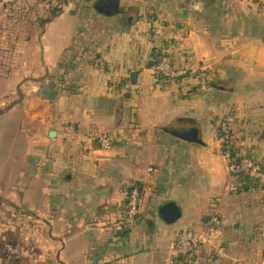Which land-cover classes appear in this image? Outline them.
I'll list each match as a JSON object with an SVG mask.
<instances>
[{
	"label": "crops",
	"instance_id": "0c3cea01",
	"mask_svg": "<svg viewBox=\"0 0 264 264\" xmlns=\"http://www.w3.org/2000/svg\"><path fill=\"white\" fill-rule=\"evenodd\" d=\"M56 2L26 5L24 55L0 84V264L51 254L60 264H264V0H60L41 25ZM156 53L175 68L204 66L207 91L194 78L157 82ZM57 68L60 93L43 101L33 80ZM225 116L256 166L237 195L225 194L216 140ZM105 134L121 143L101 149ZM132 183L139 219L119 229ZM213 199L221 235L181 263L179 232L202 229Z\"/></svg>",
	"mask_w": 264,
	"mask_h": 264
},
{
	"label": "built area",
	"instance_id": "2783aa9c",
	"mask_svg": "<svg viewBox=\"0 0 264 264\" xmlns=\"http://www.w3.org/2000/svg\"><path fill=\"white\" fill-rule=\"evenodd\" d=\"M157 82L174 81L180 82L187 78L197 80V90L205 92L209 88L211 80L207 70L202 65L190 69H179L172 66L165 55L157 64L151 67ZM99 147L104 150L119 145L121 139L117 136L106 134L96 138ZM217 143L220 156L226 161L231 178L225 194L237 195L244 192L254 182L255 163L251 157L240 153L232 138L230 118L225 116L217 127ZM142 187L139 183H132L126 191L123 205L118 210L119 229H131L139 219L141 206ZM218 199H213L210 214L207 216L202 229L184 228L174 244V258L183 260L198 254L206 245H212L215 238L220 237L222 222L218 214Z\"/></svg>",
	"mask_w": 264,
	"mask_h": 264
},
{
	"label": "rangeland",
	"instance_id": "374dc122",
	"mask_svg": "<svg viewBox=\"0 0 264 264\" xmlns=\"http://www.w3.org/2000/svg\"><path fill=\"white\" fill-rule=\"evenodd\" d=\"M32 1L33 3L40 4V0H20L19 3L9 4L16 5L17 10L14 12H6L0 10V84L2 85L4 78L9 74L10 70L17 68L20 64V60L24 55L25 48V39H27L28 31H26V21H32L30 16V10L28 7H33L32 4H28ZM52 1V0H51ZM57 1V4H52L53 7H56L55 10L61 5L60 0ZM42 2V0H41ZM82 2V1H81ZM51 4V3H50ZM84 4V2H82ZM26 5L28 7H26ZM53 10V9H52ZM45 18V17H44ZM41 18L39 20H42ZM60 66V65H59ZM47 77V76H46ZM43 79H34V83L38 85V91L35 93L38 98L43 101H53L60 93V68H57L55 71L51 72L47 78ZM6 79V78H5ZM49 105V103L46 102ZM7 136L9 134V127L6 124H0V135ZM12 135H14V128H12ZM32 222L34 221L31 219ZM6 220H0V225L6 224ZM34 223V222H33ZM23 224V223H21ZM36 258V256L34 255ZM45 257V260L43 259ZM38 262L45 261V264H60L57 255L51 254L50 256H42Z\"/></svg>",
	"mask_w": 264,
	"mask_h": 264
},
{
	"label": "trees",
	"instance_id": "16d2710c",
	"mask_svg": "<svg viewBox=\"0 0 264 264\" xmlns=\"http://www.w3.org/2000/svg\"><path fill=\"white\" fill-rule=\"evenodd\" d=\"M55 8L56 7H53V8H50V10H49V14H48V16L46 17V18H44V19H42V20H39V22H40V24L41 25H44V24H46V23H48L55 15H57V13H58V8H57V10H55ZM53 9V10H52ZM165 56V54H162V53H156V54H154V55H152V60L150 61V63L148 64V67H152V66H154L155 64H157V62L160 60V59H162L163 57ZM96 66H102L103 67V65H102V62L100 63L99 62V60L98 61H96ZM210 83V82H209ZM230 118V117H229ZM232 125H231V120H230V127H231ZM231 131H232V127H231ZM106 135V134H105ZM232 138H233V136H232ZM233 141H234V139H233ZM235 143V142H234ZM236 145V144H235ZM237 149V148H236ZM238 150V149H237ZM239 151V150H238ZM254 161V160H253ZM255 163V162H254ZM204 250V247H203V249L201 250V251H203ZM200 251V252H201ZM199 252V253H200ZM197 255V254H196ZM196 255H194V256H196ZM193 256V257H194ZM193 257H190V258H186V259H183V260H180V262L182 263H184V262H188L189 260H191Z\"/></svg>",
	"mask_w": 264,
	"mask_h": 264
},
{
	"label": "water",
	"instance_id": "95a60500",
	"mask_svg": "<svg viewBox=\"0 0 264 264\" xmlns=\"http://www.w3.org/2000/svg\"><path fill=\"white\" fill-rule=\"evenodd\" d=\"M14 1H15V0H0V3H2V4H12V3H14ZM95 9H96L98 12L103 13V14H110V13H111L107 8H103V7L95 6ZM133 75H134V74H131L130 77H132ZM190 133H191L192 138H193L197 143L202 144V143L200 142V139H199V132H198V130H196V129H192ZM55 136H56V134H55L54 131L51 130V131L48 132V138L53 139V138H55Z\"/></svg>",
	"mask_w": 264,
	"mask_h": 264
}]
</instances>
